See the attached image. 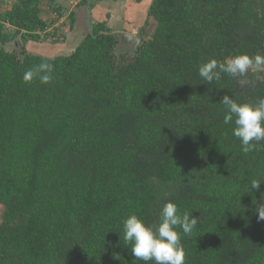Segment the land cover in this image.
<instances>
[{"label":"trees","instance_id":"1","mask_svg":"<svg viewBox=\"0 0 264 264\" xmlns=\"http://www.w3.org/2000/svg\"><path fill=\"white\" fill-rule=\"evenodd\" d=\"M146 1L54 57L56 0L0 3V264H264V0Z\"/></svg>","mask_w":264,"mask_h":264},{"label":"crops","instance_id":"2","mask_svg":"<svg viewBox=\"0 0 264 264\" xmlns=\"http://www.w3.org/2000/svg\"><path fill=\"white\" fill-rule=\"evenodd\" d=\"M146 2V0L141 2L137 0H56L55 4L63 8V15L58 19L51 17V20L49 15L54 13L53 9L45 4L48 16L44 15L43 18L49 21L57 20L55 26L59 22L61 23V35L64 41L58 43L46 41L41 44L28 42L25 46L26 50L33 54L49 57L72 54L84 37L92 31L93 25L99 22H107L113 32L122 29L123 33L139 36V32L150 27L147 24L150 17ZM0 3L4 10V7L9 8L12 2L11 0H0ZM73 15L75 21L72 23ZM70 36L75 37L74 43L68 41ZM65 47H68L69 53L61 52Z\"/></svg>","mask_w":264,"mask_h":264},{"label":"water","instance_id":"3","mask_svg":"<svg viewBox=\"0 0 264 264\" xmlns=\"http://www.w3.org/2000/svg\"><path fill=\"white\" fill-rule=\"evenodd\" d=\"M118 37L119 40V44L117 45V49L119 48H123L124 51L130 50L129 52L135 53L138 51V49L140 48V46L143 43V40L137 38L136 36H132L130 34H126V33H119L116 35ZM14 45V46H12ZM11 47H14L13 51H16L18 55H20L21 57L24 55L25 52V48L23 47V45L20 43L19 39H16L15 41L8 43L6 45L7 49H10Z\"/></svg>","mask_w":264,"mask_h":264},{"label":"rangeland","instance_id":"4","mask_svg":"<svg viewBox=\"0 0 264 264\" xmlns=\"http://www.w3.org/2000/svg\"><path fill=\"white\" fill-rule=\"evenodd\" d=\"M74 6V5H73ZM8 7H4V10H6ZM47 11V8H46V5H44L43 6V8H42V17H44V15L45 16H48V12H46ZM54 13H50V15H49V17H50V20H51V17H52V19H54V18H57V14H55V15H53ZM53 15V16H52ZM62 21V20H61ZM58 24V23H57ZM150 27H147L143 32H139L138 33V35L139 36H136V37H139V39H141L142 37L144 38V39H147L148 37H150L151 35H152V33H153V30H154V27H155V24H156V22H155V20L152 18V17H150V19L148 20V23H147ZM60 25H61V23L59 22V24L57 25V27L59 26L60 27ZM117 31V32H116ZM115 32H113V34H115V35H117V34H121V33H123V32H121V31H123L122 29H120V30H116ZM61 33V32H60ZM74 38L75 37H73V36H70V38H69V42H71V43H74ZM142 40V39H141ZM119 41V40H118ZM50 43H52V40H50ZM12 46H14V45H12ZM67 46H68V44H67ZM71 46V45H70ZM15 47V46H14ZM14 47H11L10 46V49L8 48V50H10V51H13L14 49ZM54 48H56V47H54ZM69 49H70V47H69ZM118 50L120 51V52H129L130 50H127V51H124L123 50V48H118ZM61 52H67V53H69V50H68V47H65V49L63 50V51H61ZM0 208H2V207H0ZM4 209H0V222H1V216L3 215V213H4Z\"/></svg>","mask_w":264,"mask_h":264}]
</instances>
